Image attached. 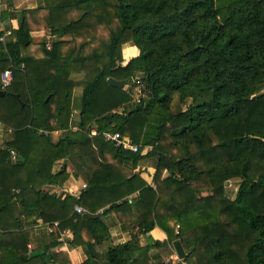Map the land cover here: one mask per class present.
<instances>
[{"label": "trees", "instance_id": "16d2710c", "mask_svg": "<svg viewBox=\"0 0 264 264\" xmlns=\"http://www.w3.org/2000/svg\"><path fill=\"white\" fill-rule=\"evenodd\" d=\"M1 1L6 21L13 2ZM18 14L0 43V72L12 65L0 96V264H71L54 250L66 227L70 247L86 230L92 234L79 264H171L175 240L185 252L177 264H264V0H45ZM35 29L71 40L40 46L46 59L39 61L29 54ZM126 45L138 53L122 63ZM86 65L90 75L79 84L73 115L71 73ZM28 66L55 74L41 73L43 83L32 85ZM137 79L139 103L130 94ZM91 123L97 136L88 135ZM39 129L62 134L52 142ZM105 131L137 150L115 146ZM149 156L157 157L154 186L123 168ZM59 159L63 166L53 173ZM67 165L86 187L77 197L57 196L59 207L90 213L74 211L36 232L52 211L51 189L69 176ZM101 206L104 216L93 214ZM133 206L130 239L102 251L105 215ZM155 226L167 239L143 245Z\"/></svg>", "mask_w": 264, "mask_h": 264}, {"label": "crops", "instance_id": "0c3cea01", "mask_svg": "<svg viewBox=\"0 0 264 264\" xmlns=\"http://www.w3.org/2000/svg\"><path fill=\"white\" fill-rule=\"evenodd\" d=\"M12 2H13V8H14V10L12 12H14L13 13L14 17L9 16V18L6 20V23L8 24V26H11L13 28L17 26V20L19 18L18 13H19L20 8H22V6L25 5V8H32V9L45 6V0H12ZM4 8H5V5H4ZM46 34H49L51 36L53 42L54 41H70L71 40L70 34L57 35V34H53V33L49 32L48 30H45V29L32 30L30 35L32 38L33 45H31L32 46L31 50H30L31 53H29V54L34 55L36 58L39 57V61L46 59L40 50V48H41L40 46H42V45L44 46V42L46 40ZM2 48H3V46L0 45V49H2ZM122 52H123L122 54L124 57H125V55H124V52H125V53H128V56L130 58L132 56H135L138 53V49L134 45H126L123 47ZM28 68L30 69V78H31V84L32 85H40L43 83V82L41 83V81H40L41 80V77H40L41 73H45L48 75L49 74H53V75L55 74L54 69L48 70L46 67L37 68L35 71L32 70V68L30 66H28ZM71 78L76 83V85L74 86L73 91H72V110H71V112L73 115H76L78 113L79 107H80V94H81V88H82V85H79V84H81L80 82L82 81L83 78H82L81 73H77V72H72ZM16 97L18 98V95H16ZM19 101H20V99H19ZM72 119H75V116H73ZM89 127H90V129H89L88 135L90 137L97 136L98 134L97 135H91V133H90L91 129L94 127L93 123H91ZM5 132H6V127L0 121V146L4 142ZM38 132L39 133L42 132L45 136H48L49 139L52 140V142H56L62 134V131L58 130V129L45 130V131H42V129H39ZM63 162L64 161L62 159L57 160L52 166V172L55 173V172L59 171L61 169V167L63 166ZM156 162H157V157H155V156L150 157V158L147 157V158H144L142 160H139L137 162L135 168H131L130 164L128 162L124 163L123 168L125 170L130 171L131 173H139L140 177L144 181H146L147 184L154 186L153 182L151 181V173L153 172V170L156 166ZM66 170L69 173V176L61 186H55L51 189L50 192L54 193L56 195V197L54 199L48 200L49 205L53 206L52 211L49 210L44 215V218L38 219V222L35 225L36 232H39V231H41V229L45 228L47 223H51L54 221L60 222L61 220L70 217L71 214L75 211L74 207L80 206V205H74L71 207H69V206L59 207L60 206V204L58 203L59 198L57 196H64L65 193L68 192V193L77 197V196H79L80 192L83 189H85V187H86L85 180L80 175L76 176L74 174L73 167H71L70 165H67ZM134 196H135V193L131 194L130 198H133ZM80 207H82L84 209V212L90 213V211L88 209H86L85 207H83V206H80ZM10 208H11V211L13 213L18 212L20 210L19 203L16 199H13L10 202ZM104 209H105V207L101 206V207L97 208V210L93 214L104 216L103 215ZM135 214H136V209L133 206L131 208V210L130 209H124V211L120 210L117 212H113L112 214H106L105 215L104 220L106 221V223H108L107 224L108 225L107 231H108L109 235L101 244V250L102 251H105L111 246H114L118 243L126 242L130 239L131 232H130L129 227H130V225H132V223L135 222V217H136ZM12 222H15V221L12 220ZM91 235L92 234L88 230H86L83 234V237L81 236L80 238H78V240H77L78 243H76L70 247L68 245L67 241L71 240L74 235H73V232L70 229V227H66L62 231V236H63L62 238H64V240H62V243L59 246L55 247L54 250L66 252L69 259H70L71 264H79L83 261V259L86 256V254H85V248H86L85 242H88V238L91 237ZM166 239H167V234L165 233V231H163L158 226L153 227L152 229H150V231L147 234L142 235V237H141L143 245L150 243L151 241H155V240L163 242ZM173 257H174V254L170 255L168 259H172V260L176 261V263H178L177 262L178 260H175Z\"/></svg>", "mask_w": 264, "mask_h": 264}, {"label": "built area", "instance_id": "2783aa9c", "mask_svg": "<svg viewBox=\"0 0 264 264\" xmlns=\"http://www.w3.org/2000/svg\"><path fill=\"white\" fill-rule=\"evenodd\" d=\"M4 9V5L2 3V1L0 0V31L2 32L0 35V43L2 45H4L5 43V38L9 35L12 34V30L13 27L8 26V24L6 23V21H3L1 19V15H2V11ZM52 38L49 34H46V40L44 42V46L47 49H50L52 46ZM20 69L24 68V63H21L19 66ZM11 79H12V65L8 64L4 69L1 70L0 72V89H4L5 87H8L11 83ZM130 94L132 96L133 101L136 102H140L141 101V96H142V83L140 80H136L135 84H133V86L131 87L130 90ZM91 135H97L98 131L93 127L90 131ZM103 137L112 142L115 146L117 147H121L123 149H129L132 151H136L138 146L131 143V141L126 138V137H122L118 132H109V131H105L102 132ZM85 186V185H84ZM84 209L80 206H75V212L77 213H81L83 212ZM179 228V225H176V232L177 229ZM175 260H179V258L177 257L176 253H174V257Z\"/></svg>", "mask_w": 264, "mask_h": 264}, {"label": "water", "instance_id": "95a60500", "mask_svg": "<svg viewBox=\"0 0 264 264\" xmlns=\"http://www.w3.org/2000/svg\"><path fill=\"white\" fill-rule=\"evenodd\" d=\"M107 81L113 85V86H117V87H122L123 85V81L120 80V79H116V78H113V77H108L107 78ZM4 94V90L0 89V96ZM173 248H174V252L176 253L177 257L179 259H182L184 256H185V252L183 250V247L180 243L179 240H175L173 241Z\"/></svg>", "mask_w": 264, "mask_h": 264}, {"label": "rangeland", "instance_id": "374dc122", "mask_svg": "<svg viewBox=\"0 0 264 264\" xmlns=\"http://www.w3.org/2000/svg\"><path fill=\"white\" fill-rule=\"evenodd\" d=\"M124 55H125V57L123 56V54H122V60H123V62L122 63H125L126 62V60L129 58V56H128V53H125L124 52ZM101 65H102V63H101ZM89 69H91V65H86V66H84V67H80L78 70L80 71V72H82L81 73V75H82V78H83V76H84V78H83V80L84 79H86L89 75H90V72L88 71ZM261 91L262 92H264V88L263 89H261ZM132 98V97H131ZM133 100V99H132ZM148 158H150V156L148 157ZM74 210H75V207H74ZM84 212V211H83ZM52 224H54V225H57L59 222H51ZM49 231H51V228L49 227V229H48ZM63 236H62V233H61V240H64V238H62ZM171 260V264H177L176 263V261H174V260H172V259H170ZM168 261H169V259H168ZM178 262V261H177Z\"/></svg>", "mask_w": 264, "mask_h": 264}]
</instances>
